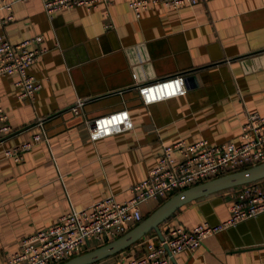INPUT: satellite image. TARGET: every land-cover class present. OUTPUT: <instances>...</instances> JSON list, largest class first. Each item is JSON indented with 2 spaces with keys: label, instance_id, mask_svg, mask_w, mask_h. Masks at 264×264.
Returning <instances> with one entry per match:
<instances>
[{
  "label": "crops",
  "instance_id": "1",
  "mask_svg": "<svg viewBox=\"0 0 264 264\" xmlns=\"http://www.w3.org/2000/svg\"><path fill=\"white\" fill-rule=\"evenodd\" d=\"M6 13L0 8V31L10 41L40 34L45 50L27 67L40 81L32 101L17 96L14 73L0 74L11 125L0 152L29 139L37 118H44L48 140L33 142L18 161L0 158V264L22 236L52 223L69 203L80 209L108 194L127 198L162 144L236 139L247 110L264 113V0L158 3L138 13L127 0H111L50 15L41 0H14L11 18L1 21ZM176 73L185 76L184 93L141 101L137 83ZM79 98L83 107L71 111ZM118 107L127 108L133 126L90 140L92 116ZM234 189L183 203L158 224L161 236L171 224L227 218ZM163 199L142 202V218ZM146 236L159 239L149 230L91 264H127ZM102 242L90 238L86 249ZM172 264H264V212L210 234L192 252H177Z\"/></svg>",
  "mask_w": 264,
  "mask_h": 264
},
{
  "label": "built area",
  "instance_id": "2",
  "mask_svg": "<svg viewBox=\"0 0 264 264\" xmlns=\"http://www.w3.org/2000/svg\"><path fill=\"white\" fill-rule=\"evenodd\" d=\"M0 0V8L7 10L1 21L11 18V2ZM111 0H41L44 12H52L74 5L95 6ZM201 0H127L138 13L148 5L163 4L177 8ZM40 34L18 41H10L0 31V74L14 73L13 81L18 97L32 101L40 81L27 71L33 59L45 50L39 44ZM34 41L35 45H30ZM184 74L176 73L136 84L143 103L153 102L186 91ZM76 106L72 110L76 111ZM41 118L36 119L37 131L29 139L4 147L0 158L18 161L35 141L47 143V134ZM133 126L126 107L93 116L87 123L90 140L119 132ZM11 131L6 110L0 103V139ZM264 160V113L247 110L237 138L211 142L206 138L185 141L178 138L161 145L155 162L144 177L130 185V195L117 200L112 194L93 201L88 208H68L52 223L34 230L19 239L18 246L6 255V264H59L69 256L83 251L90 238L106 241L123 233L141 220L140 204L151 198H165L171 193L223 174ZM264 212V176L235 185L227 218L211 223L207 220L192 227L171 224L161 238L146 236L144 248L132 256L127 264H172L179 251L192 252L204 239L228 225Z\"/></svg>",
  "mask_w": 264,
  "mask_h": 264
},
{
  "label": "water",
  "instance_id": "3",
  "mask_svg": "<svg viewBox=\"0 0 264 264\" xmlns=\"http://www.w3.org/2000/svg\"><path fill=\"white\" fill-rule=\"evenodd\" d=\"M84 101L85 98H79L74 103L70 104L69 109L72 111V106L82 108ZM41 119L44 126V118ZM262 176H264V160L181 188L164 198L143 218H141V220L129 227L123 233L96 246H92L75 253L59 264H91L101 258H104V256L125 248L129 244L138 240L149 230H154L158 237L161 238L162 236L158 224L166 217L170 216L173 211L183 203L221 189L260 178Z\"/></svg>",
  "mask_w": 264,
  "mask_h": 264
},
{
  "label": "trees",
  "instance_id": "4",
  "mask_svg": "<svg viewBox=\"0 0 264 264\" xmlns=\"http://www.w3.org/2000/svg\"><path fill=\"white\" fill-rule=\"evenodd\" d=\"M243 167H245V166H243Z\"/></svg>",
  "mask_w": 264,
  "mask_h": 264
},
{
  "label": "rangeland",
  "instance_id": "5",
  "mask_svg": "<svg viewBox=\"0 0 264 264\" xmlns=\"http://www.w3.org/2000/svg\"><path fill=\"white\" fill-rule=\"evenodd\" d=\"M144 216V215H143Z\"/></svg>",
  "mask_w": 264,
  "mask_h": 264
}]
</instances>
